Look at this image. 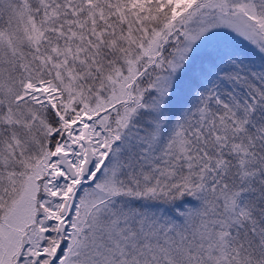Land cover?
I'll list each match as a JSON object with an SVG mask.
<instances>
[{"label": "snow or ice", "instance_id": "1", "mask_svg": "<svg viewBox=\"0 0 264 264\" xmlns=\"http://www.w3.org/2000/svg\"><path fill=\"white\" fill-rule=\"evenodd\" d=\"M0 264H264V0H0Z\"/></svg>", "mask_w": 264, "mask_h": 264}]
</instances>
